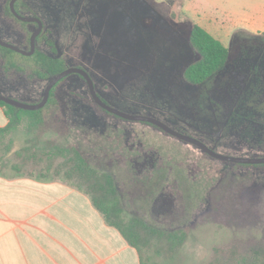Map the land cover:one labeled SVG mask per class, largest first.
I'll list each match as a JSON object with an SVG mask.
<instances>
[{"label":"rangeland","instance_id":"374dc122","mask_svg":"<svg viewBox=\"0 0 264 264\" xmlns=\"http://www.w3.org/2000/svg\"><path fill=\"white\" fill-rule=\"evenodd\" d=\"M5 2L0 0V12ZM25 2L66 65L84 68L108 104L156 117L223 154L264 155V146L243 142L227 122L250 86H260L264 96V31L238 23L253 11L247 0ZM193 23L229 49L225 71L202 85L183 76L198 58L188 41ZM0 33L14 42L24 36L1 17ZM9 77L0 73L1 92L27 101L41 98L44 81ZM89 94L83 77L62 79L46 128L53 140L74 145L91 166L113 175L127 216L161 233L184 231L175 250L162 234L151 237L143 252L146 264H237L264 253V164L215 159L155 125L103 111ZM25 137L22 126L4 135L0 154L6 145L17 150Z\"/></svg>","mask_w":264,"mask_h":264},{"label":"trees","instance_id":"16d2710c","mask_svg":"<svg viewBox=\"0 0 264 264\" xmlns=\"http://www.w3.org/2000/svg\"><path fill=\"white\" fill-rule=\"evenodd\" d=\"M9 2L10 0H6L2 6L0 17L6 23L18 26L24 35L23 40L14 42L5 38L2 33H0V37L28 51L30 36L37 28V23L17 19L10 10ZM14 7L23 16H37L25 0H16ZM29 25L35 27L31 32L27 30ZM34 41L35 50L30 55H24L0 45V73L4 79L16 76L22 77L28 82L44 81L45 88L53 76L69 67L54 42L48 39L43 31ZM188 41L198 58L184 69L183 76L186 82L192 85H202L225 71L229 63V49L219 39L201 25L193 23ZM42 45H45L47 50L43 49ZM262 56L264 58V52H262ZM253 67L255 69V65ZM56 84L50 91L47 103L37 110H26L0 101V107L3 108L8 119L7 124L0 127V142L3 141L4 135L16 130L19 126L25 127L26 136L24 143L17 150L10 152V146L6 145V152L0 154V175H28L44 181L60 180L86 194L91 199L93 206L103 215L105 222L117 228L126 241L137 250L142 264H146L143 252L151 237L162 234L170 249L178 248L185 238L184 231L161 233L142 219L127 216L113 175L91 166L74 145L66 141L60 143L51 138L46 123L47 113L52 106L56 105L53 96ZM251 89L250 86L246 93L239 96L233 108L234 113L229 115L227 122L229 128H234L240 139L244 140L243 142L260 147L264 146V96L261 97L260 86L254 91ZM0 93L27 103H37L43 97L42 93L39 100L27 101L1 91ZM98 107L100 106L98 105ZM24 121H26L25 125H23ZM237 264H264V253L256 252L249 257H243Z\"/></svg>","mask_w":264,"mask_h":264},{"label":"crops","instance_id":"0c3cea01","mask_svg":"<svg viewBox=\"0 0 264 264\" xmlns=\"http://www.w3.org/2000/svg\"><path fill=\"white\" fill-rule=\"evenodd\" d=\"M242 22L264 31V0ZM0 107V127L7 124ZM0 264H142L86 194L60 180L0 175Z\"/></svg>","mask_w":264,"mask_h":264},{"label":"water","instance_id":"95a60500","mask_svg":"<svg viewBox=\"0 0 264 264\" xmlns=\"http://www.w3.org/2000/svg\"><path fill=\"white\" fill-rule=\"evenodd\" d=\"M15 2H16V0H10L9 6H10L11 12L13 13V15L17 19L24 21V22H36L37 23V28L32 32V34L30 36V49L28 51L21 49L17 45L10 43V42H7L4 39H2L1 37H0V45L5 46V47L12 49L16 52H19L21 54L30 55L35 50V41L34 40H36V37L40 34V32L43 28V22L39 17L23 16L22 14H19L15 10V7H14ZM70 74L81 75L87 83V87H88L90 96L93 99V101L97 105H99L102 109L106 110L109 113H112V114H114L120 118L129 120V121L151 123V124L157 126L158 128L162 129L166 133L172 135L173 137L178 138L180 140H183L189 144H192L195 147H198L201 150L208 153V155H210L211 157L218 159V160H221V161H225V162H229V163H242V164H263L264 163V156L250 157V156H236V155L223 154V153H220V152L213 150L212 148H209L208 145L204 141H202L201 139H199L193 135L181 132V131L169 126L167 123L161 121L160 119H158L156 117H153L151 115H146V114H136V113L131 114L129 112L123 111L121 109H118V108L108 104L97 93L95 86H94V82H93L91 76L89 75V73L84 68H81L78 66H69V67L65 68L64 70H62L61 72H59L58 74H56L55 76H53L47 82V84L44 88L42 99L37 103H27V102L20 101V100H17L15 98H12L9 96H5L4 94H1V93H0V101H2V102L4 101V103L13 105V106L18 107V108L26 109V110L40 109L47 103L52 87L56 83H58L61 79H63L64 77H66Z\"/></svg>","mask_w":264,"mask_h":264},{"label":"flooded vegetation","instance_id":"af4514ba","mask_svg":"<svg viewBox=\"0 0 264 264\" xmlns=\"http://www.w3.org/2000/svg\"><path fill=\"white\" fill-rule=\"evenodd\" d=\"M37 17V16H36Z\"/></svg>","mask_w":264,"mask_h":264}]
</instances>
